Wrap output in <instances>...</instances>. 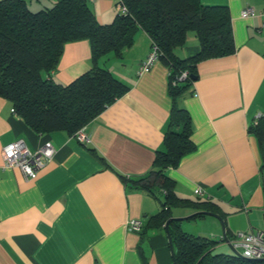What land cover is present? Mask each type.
Instances as JSON below:
<instances>
[{"label":"crops","instance_id":"0c3cea01","mask_svg":"<svg viewBox=\"0 0 264 264\" xmlns=\"http://www.w3.org/2000/svg\"><path fill=\"white\" fill-rule=\"evenodd\" d=\"M22 1L37 12L57 0ZM116 1L87 0V5L100 24L109 25L118 14ZM200 2L229 9L236 51L200 62L197 80L178 99L191 118L196 150L167 175L177 199L213 205L230 240L240 232L264 231V155L248 131L255 117L264 115V0ZM247 9L255 15L241 18ZM150 49L151 40L141 30L121 57L109 55L96 64L88 41L64 45L51 74L57 84L68 85L96 65L128 88L86 126V146L61 132L36 135L0 97V264H174L164 226L127 231L130 220L145 226L161 210L163 191L158 186L152 194L140 191L121 179L149 175L170 125L168 69L157 61L148 73L137 74ZM198 53L199 41L191 32L175 51L181 60ZM17 140L33 152L46 142L56 151L34 180H26L19 169L3 168L2 148ZM193 213L175 209L171 219ZM203 216L197 220L206 229L199 236L221 239L219 221Z\"/></svg>","mask_w":264,"mask_h":264},{"label":"trees","instance_id":"16d2710c","mask_svg":"<svg viewBox=\"0 0 264 264\" xmlns=\"http://www.w3.org/2000/svg\"><path fill=\"white\" fill-rule=\"evenodd\" d=\"M87 3L57 0L50 8L32 12L22 0H0V97L36 135L61 132L72 137L122 98L128 88L96 65L68 85L57 84L51 74L64 45L88 41L96 64L109 55L121 57L131 47L135 34L143 31L168 69L172 109L162 150L156 152L149 175L137 181L121 176L140 191L152 194V187L158 186L164 193L161 210L145 226L143 223L141 232L163 227L175 209L192 208L194 213L187 221L203 218L199 212L214 213L209 202L177 199L167 171L176 169L196 150L191 141V118L178 99L197 80V65L236 51L229 9L202 5L200 0H123L127 14L118 13L111 24L102 25ZM190 32L199 41V53L181 60L175 51L184 46ZM183 72L187 77L179 80ZM248 131L256 137L264 155V117L251 124ZM168 232L175 264H264L234 254H214L215 248L225 242L222 237L216 241L190 235L181 229L179 221L171 220Z\"/></svg>","mask_w":264,"mask_h":264},{"label":"built area","instance_id":"2783aa9c","mask_svg":"<svg viewBox=\"0 0 264 264\" xmlns=\"http://www.w3.org/2000/svg\"><path fill=\"white\" fill-rule=\"evenodd\" d=\"M96 0H88L93 3ZM116 10L120 15L127 14V8L123 0L116 1ZM255 14L252 9L241 12V18H250ZM264 30V25H262ZM159 61V52L155 46H152L147 57L141 62L137 74L142 75L148 73L153 65ZM187 73L183 72L179 80H184ZM12 113L14 110L12 109ZM264 117L259 114L255 117L252 125H256L258 120ZM81 145H88L90 137L86 133V127L77 131L73 136ZM56 151L49 142L44 143L37 151H30L23 140H17L6 144L1 151L4 169H19L26 180H34L38 177V173L50 163ZM194 194L198 197L202 196L200 190L196 189ZM143 228V221L134 219L127 223V231L132 233H140ZM228 244L238 252L243 258L248 260H264V231H255L252 233H238L228 240Z\"/></svg>","mask_w":264,"mask_h":264},{"label":"rangeland","instance_id":"374dc122","mask_svg":"<svg viewBox=\"0 0 264 264\" xmlns=\"http://www.w3.org/2000/svg\"><path fill=\"white\" fill-rule=\"evenodd\" d=\"M207 220H211L209 217L205 218ZM201 220H195V221H182V230L190 235L193 236H199V234L202 232V230L206 229V227L202 224ZM205 231V230H204ZM243 233V232H240ZM220 237L217 238L216 241H219ZM215 240V239H214ZM219 248V249H218ZM214 254H224V255H231L233 254V251L231 247L226 244L225 242L220 243L215 250L213 251Z\"/></svg>","mask_w":264,"mask_h":264},{"label":"water","instance_id":"95a60500","mask_svg":"<svg viewBox=\"0 0 264 264\" xmlns=\"http://www.w3.org/2000/svg\"><path fill=\"white\" fill-rule=\"evenodd\" d=\"M197 214L205 215V216H209V217H213V218L217 219V220L219 221V223H220V226H221L222 238L224 239V241H225L226 243H228V239H227V236H226V233H225V225H224L222 219H221L218 215H216V214H214V213H209V212H199V213H197ZM194 215H195V214H194ZM191 216H192V215H191ZM191 216H189V217H187V218H181V219H169V220L165 223V225H164L165 232H166V235H167V238H168V241H169V247H170V251H171V257H172V260H173V249H172L171 238H170V235H169V232H168V224H169V222H170L171 220H176V221L179 220L180 222H182V221H184V220L190 218ZM228 245H229V244H228ZM229 246L231 247V245H229ZM231 249H232L234 255H237V256H240L241 258H243V257H242L238 252H236L232 247H231ZM243 259H245V258H243ZM252 261H260V262H264V260H252ZM173 263H174V262H173ZM174 264H175V263H174Z\"/></svg>","mask_w":264,"mask_h":264}]
</instances>
